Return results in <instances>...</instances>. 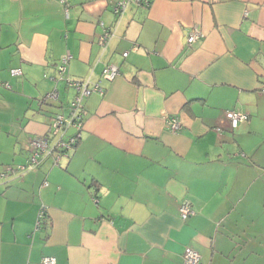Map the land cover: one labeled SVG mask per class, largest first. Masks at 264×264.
Wrapping results in <instances>:
<instances>
[{
    "label": "crops",
    "instance_id": "0c3cea01",
    "mask_svg": "<svg viewBox=\"0 0 264 264\" xmlns=\"http://www.w3.org/2000/svg\"><path fill=\"white\" fill-rule=\"evenodd\" d=\"M114 2L0 0V264H183L186 246L201 264H264V0L130 2L119 16ZM66 51V74L104 92L84 97L67 158L21 172L19 140L74 95L51 78ZM230 109L248 114L236 129Z\"/></svg>",
    "mask_w": 264,
    "mask_h": 264
},
{
    "label": "built area",
    "instance_id": "2783aa9c",
    "mask_svg": "<svg viewBox=\"0 0 264 264\" xmlns=\"http://www.w3.org/2000/svg\"><path fill=\"white\" fill-rule=\"evenodd\" d=\"M130 2L138 5H147L149 0H115L112 5V12L114 15L119 16L122 11L127 7ZM112 29L103 27L99 34L98 40L101 45H105L111 35ZM201 35V31L194 27L186 37V43H191L194 39ZM127 51H123L122 55L125 56ZM71 57L70 52L66 51L61 55L59 62L56 65V75L51 76L54 82L62 80L66 87L74 90V95L67 104L66 112H56L51 115L48 128L43 134L32 137L29 140V155L23 163L17 164L16 169L21 172L37 166L44 158L50 157L54 164H59L61 159L67 158L71 149L76 145L80 130L83 125L82 102L84 97L93 92L102 94L104 87L101 86L99 81H90L89 79H80L70 77L66 74L67 65ZM11 73H20L18 68L10 70ZM118 67L113 63H106L102 67L101 76L104 79L111 80L118 74ZM5 87L10 85L7 82H0ZM59 98V90L54 86L50 91L46 92L43 96V101L47 99L56 100ZM225 116L229 120L230 126L236 129L238 125L247 119L248 114L241 110L230 109L225 111ZM166 126L175 131L180 127L179 120L170 116L165 120ZM72 130L70 133L69 131ZM44 208H41L39 217L43 215ZM194 213L193 208L187 200L182 201L179 206V214L182 219ZM183 264H201L200 254L190 246H186L182 253ZM55 257L51 255L43 256L40 264H54Z\"/></svg>",
    "mask_w": 264,
    "mask_h": 264
},
{
    "label": "rangeland",
    "instance_id": "374dc122",
    "mask_svg": "<svg viewBox=\"0 0 264 264\" xmlns=\"http://www.w3.org/2000/svg\"><path fill=\"white\" fill-rule=\"evenodd\" d=\"M47 100H50L51 101V99H47ZM16 140H19V138L18 139H16ZM0 141H2V142H4V136L1 138V140ZM19 141H21L20 143H19V147L20 148H23V149H27L28 150V148H29V142H26L25 140L23 141V140H19ZM1 147V146H0ZM3 152L4 151H2V153H1V149H0V155H2V156H0V157H5V154H3ZM6 158V157H5ZM3 163H1V165H2ZM10 165L7 163H5V164H3L2 165V168L1 169H6V168H8Z\"/></svg>",
    "mask_w": 264,
    "mask_h": 264
}]
</instances>
